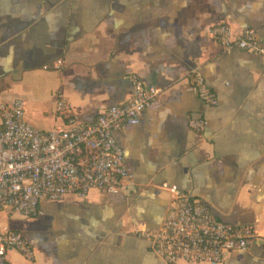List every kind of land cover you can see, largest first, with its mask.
Masks as SVG:
<instances>
[{
  "label": "crops",
  "instance_id": "obj_1",
  "mask_svg": "<svg viewBox=\"0 0 264 264\" xmlns=\"http://www.w3.org/2000/svg\"><path fill=\"white\" fill-rule=\"evenodd\" d=\"M220 22L264 43V0H0V101L22 98L36 126L64 121L59 97L92 121L131 97L133 74L160 89L138 124L115 131L133 172L125 188L66 193L36 216L0 209V229L35 247L32 260L9 248L10 264H264V55L225 49L210 33ZM195 67L218 104L194 92ZM199 113L202 131L189 124ZM164 183L253 223L255 240L220 263L164 260L138 232L174 214Z\"/></svg>",
  "mask_w": 264,
  "mask_h": 264
},
{
  "label": "built area",
  "instance_id": "obj_2",
  "mask_svg": "<svg viewBox=\"0 0 264 264\" xmlns=\"http://www.w3.org/2000/svg\"><path fill=\"white\" fill-rule=\"evenodd\" d=\"M212 37L225 49L240 48L264 55V43L254 27L234 33L225 22L211 26ZM59 66V65H57ZM196 95L208 105L220 99L204 73L197 67L188 73ZM133 93L123 102L103 107L95 119L84 122L69 113L64 98L56 100L62 123L45 129L25 115V101L16 97L0 101V209L9 207L26 216L44 212V203L66 193L86 195L91 189L117 191L133 177L123 146L115 131L138 124L146 108L160 92L139 75L131 76ZM202 113L190 117L196 131L206 125ZM174 214L152 229H138L151 248L168 262L184 259L220 263L227 253L247 249L256 238L253 223L231 222L218 217L200 196L177 185H168ZM9 248L27 259L35 257L32 241L20 230L0 229V264H10Z\"/></svg>",
  "mask_w": 264,
  "mask_h": 264
}]
</instances>
